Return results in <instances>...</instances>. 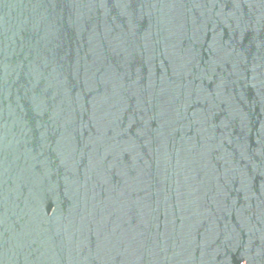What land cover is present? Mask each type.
Instances as JSON below:
<instances>
[{
  "label": "water",
  "instance_id": "water-1",
  "mask_svg": "<svg viewBox=\"0 0 264 264\" xmlns=\"http://www.w3.org/2000/svg\"><path fill=\"white\" fill-rule=\"evenodd\" d=\"M0 264H264V0H0Z\"/></svg>",
  "mask_w": 264,
  "mask_h": 264
}]
</instances>
